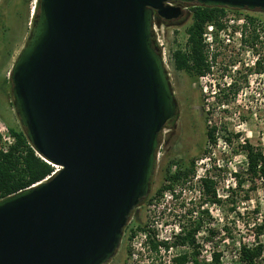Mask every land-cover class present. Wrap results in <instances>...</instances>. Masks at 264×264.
<instances>
[{
	"label": "water",
	"instance_id": "1",
	"mask_svg": "<svg viewBox=\"0 0 264 264\" xmlns=\"http://www.w3.org/2000/svg\"><path fill=\"white\" fill-rule=\"evenodd\" d=\"M260 9L264 0H39L11 69L13 106L60 170L0 198V264H107L151 192L178 101L156 44L175 2Z\"/></svg>",
	"mask_w": 264,
	"mask_h": 264
},
{
	"label": "rangeland",
	"instance_id": "2",
	"mask_svg": "<svg viewBox=\"0 0 264 264\" xmlns=\"http://www.w3.org/2000/svg\"><path fill=\"white\" fill-rule=\"evenodd\" d=\"M34 5L35 0H0V129L3 131H8L9 126H21L13 106L10 75L34 22ZM249 16L255 17L254 23ZM231 19L233 22H229ZM192 21L191 16L186 21L158 22L155 36L162 42L159 46L180 104V117L175 137L168 144L165 140L160 142L151 184L152 197L147 204L141 205L137 213L140 219L135 217L127 224L120 248L107 264H174L172 257L175 253L190 251L188 246L173 241L166 245L167 249L172 247L169 251L158 248L145 256V252L130 241L135 230L146 231L150 220L146 212L148 204L159 194L157 190L169 182L172 183L170 188L182 190V193L186 189L187 197H194L190 205H184L189 211L181 212L177 217L188 228L199 218L203 220L196 238L200 243V258L204 262L211 263L214 252L222 251L224 264H236L239 243L256 241L254 224L264 217V180L256 179L255 184L247 180L248 160L243 145L249 140L264 150V70L257 72L258 60L250 66L253 54L260 58L259 47L264 41V11H227L222 22L224 28L229 27L226 31L230 41L223 43L217 39L219 43L211 59V51L207 48L212 68L200 77L178 69L172 57L175 49L185 48L187 29ZM253 28L259 33L255 45L244 40L251 37ZM215 34L217 38V32ZM234 78L241 81L243 88L230 105H222L220 101H223L226 91H220L218 83L224 88V83ZM209 127L215 128L216 144L208 140ZM193 159L194 171L187 177L175 182L166 178L169 165L170 174H173L189 166ZM203 171L214 180L213 187L220 201L211 200L202 189L200 182L203 178H198V173ZM176 208L184 209L183 205ZM193 211L197 212L196 219L191 216ZM146 243L150 244L149 241ZM135 253L137 258H134Z\"/></svg>",
	"mask_w": 264,
	"mask_h": 264
},
{
	"label": "trees",
	"instance_id": "3",
	"mask_svg": "<svg viewBox=\"0 0 264 264\" xmlns=\"http://www.w3.org/2000/svg\"><path fill=\"white\" fill-rule=\"evenodd\" d=\"M29 1V0H28ZM193 21L187 29V42L185 48H177L173 51L172 57L175 66L188 72L193 77H200L208 74L211 71L212 64L208 59V49L204 42V33L208 24H213L216 30L222 29L225 25L222 19L229 10H237L229 7H209L203 5L191 6ZM39 11V0L36 3V9L33 20H35ZM249 20L254 23L255 17L249 16ZM253 28L251 37L245 38L246 42H251L253 45L259 40V33ZM264 41L259 47L260 58L257 61V72L264 70ZM263 49V50H262ZM224 88H221V84L218 83L219 90H224V99L220 101L222 105H230L231 102L237 97L241 91L242 83L239 79H232L225 82ZM230 95V96H229ZM9 132L15 138L14 142L9 146L7 150L0 147V198L7 195L16 193L27 187L33 186L43 181L54 170V165L42 156H40L32 144L28 141L26 130L22 126H9ZM207 136L209 142L215 143L217 137L215 136V128H208ZM1 140V133H0ZM161 142V140H160ZM247 155V180H251L255 184L256 179L264 180V150L262 147L253 144L249 140H246L243 145ZM195 159H193L189 166L183 170H178L173 174H170V165L167 168L166 178L175 182L179 178L187 177L193 170ZM236 176H239L236 174ZM167 179V180H168ZM242 184L243 181L239 180ZM204 191L210 196L213 201H220L217 198V192L214 189V180L209 177L202 179ZM163 184L157 193H161L163 190L170 188ZM203 220L199 218L198 221L191 226L187 231V234L181 238V241H177V244L185 245L190 248L189 250H181L175 253L172 257L174 264H224L222 251L214 252L211 263L204 262L200 256V243L197 241L196 234L202 227ZM126 229V228H125ZM255 239L252 244L246 242H240L237 249V263L236 264H263L264 261V217L261 221H257L254 224ZM153 250H158L160 243L157 241H149ZM168 245L167 243H163Z\"/></svg>",
	"mask_w": 264,
	"mask_h": 264
},
{
	"label": "built area",
	"instance_id": "4",
	"mask_svg": "<svg viewBox=\"0 0 264 264\" xmlns=\"http://www.w3.org/2000/svg\"><path fill=\"white\" fill-rule=\"evenodd\" d=\"M36 3L37 0H35V5L33 8V14L36 9ZM158 22L155 20V23L153 25V32H154V38L156 41V44L159 46L162 44L161 39L159 37L155 36L158 30ZM229 22H233V19H231ZM229 27H223L220 30L215 31V27L213 24H208L207 29L204 33V42L207 45V48L211 51L210 59L214 56L213 54L216 52V48L219 42L221 40L223 43L229 42V34L227 33V29ZM217 32V38L216 33ZM240 33V32H238ZM241 34V33H240ZM228 44V43H226ZM160 48V46H159ZM161 50V48H160ZM163 54V50H161ZM209 56V54H208ZM258 60V55L253 54L252 62L250 63V66H253L256 64V61ZM249 65V63H246ZM215 91V90H214ZM216 93V91H215ZM1 133V140L0 144L3 149L7 150L9 146L14 142L15 138L11 135V133L8 131H3L0 129ZM59 165H54V170L52 173L47 176L44 180L52 177L60 170ZM207 177L206 172L198 173V178H204ZM203 188L202 180L200 182ZM35 185V184H34ZM184 193H182V190H177L176 188H168L166 190H163L160 194L156 195L151 199V202L148 204V209L146 212L149 214L150 220L147 225L146 231H137L135 230L133 234H131V240L133 241L134 245L138 247L139 250H143L145 252V256L148 255L149 251H152V247L150 244L147 245V241H157L160 243L159 250L163 251H169L172 247L168 248L163 243H171L173 241H181V238L184 237L187 234V231L190 229L187 226H184L182 223L184 221H180V219L177 217L179 213L184 212L187 213L189 209L184 205H190L192 202L193 196L187 197V190H183ZM183 205V210H178L176 206ZM141 208V205L137 208L139 211ZM182 209V208H181ZM181 215V214H180ZM191 216L196 219L197 212L193 211V214ZM134 258H137V254H134ZM190 264H193L191 262Z\"/></svg>",
	"mask_w": 264,
	"mask_h": 264
},
{
	"label": "flooded vegetation",
	"instance_id": "5",
	"mask_svg": "<svg viewBox=\"0 0 264 264\" xmlns=\"http://www.w3.org/2000/svg\"><path fill=\"white\" fill-rule=\"evenodd\" d=\"M173 5L179 6L182 9V15L179 18H177V19L168 20V22L186 21L187 19H189V17L192 16L191 9L189 7H187V6L191 5V4L179 1V2L173 3ZM156 20L160 21V20H164V19L159 17V16H156ZM174 93H175V90H174ZM175 96H176V94H175ZM177 101H178V99H177ZM179 106H180V104H179V101H178V115H177V117H174V118L168 120V122L166 123L165 128L160 133L161 142H162V140H165V142L168 144L175 137L176 131H177V122H178V119L180 117V107ZM170 184H172V183L171 182L165 183L166 186H170ZM151 197H152L151 194H149L143 200V202L140 205L147 204ZM137 213H139L138 210H134L133 211V213L130 216L128 224L130 222H132L133 218H135V217H136V219H140V216H139V214L137 215Z\"/></svg>",
	"mask_w": 264,
	"mask_h": 264
},
{
	"label": "clouds",
	"instance_id": "6",
	"mask_svg": "<svg viewBox=\"0 0 264 264\" xmlns=\"http://www.w3.org/2000/svg\"><path fill=\"white\" fill-rule=\"evenodd\" d=\"M188 7V6H187ZM35 13V12H34ZM36 185V184H35ZM137 210V209H136Z\"/></svg>",
	"mask_w": 264,
	"mask_h": 264
}]
</instances>
